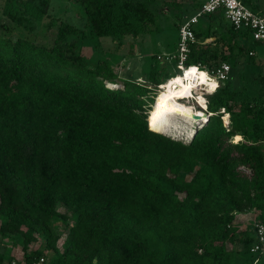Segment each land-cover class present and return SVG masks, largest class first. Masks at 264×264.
Returning a JSON list of instances; mask_svg holds the SVG:
<instances>
[{
	"label": "trees",
	"instance_id": "obj_1",
	"mask_svg": "<svg viewBox=\"0 0 264 264\" xmlns=\"http://www.w3.org/2000/svg\"><path fill=\"white\" fill-rule=\"evenodd\" d=\"M49 1L3 0L2 13L38 34L54 24L43 22ZM156 1L77 0L87 29L60 21L49 45L26 35L0 37V234L21 236L25 264L44 255L43 247L51 252L49 264H238L244 255H250L249 264L255 258L264 264V254L251 252L254 223L239 230L236 219L255 212L264 224L259 97L236 107L239 87L228 78L219 81L207 96L208 119L184 142L166 135L149 112L155 87L178 74L176 59L160 67L153 55L149 85L124 79L122 87H111L118 76L109 60L90 62L81 52L88 37L150 31L162 9ZM162 1L165 7L180 3ZM241 1L257 11L252 0ZM215 21L234 41L218 36L214 47L204 43ZM195 25L185 66H218L224 59L217 38L244 53L235 41L240 30L222 9ZM58 204L74 217L61 248L52 222L70 216ZM237 235L241 250L235 249ZM38 236L43 247L29 249Z\"/></svg>",
	"mask_w": 264,
	"mask_h": 264
},
{
	"label": "rangeland",
	"instance_id": "obj_2",
	"mask_svg": "<svg viewBox=\"0 0 264 264\" xmlns=\"http://www.w3.org/2000/svg\"><path fill=\"white\" fill-rule=\"evenodd\" d=\"M201 0H180L177 6L165 7L162 0H157L155 6L162 8L156 16L155 24L151 25L150 31L142 32L133 35H126L121 38H113L111 36H100V37H88V45L83 46L81 52L87 56V59L92 62L99 57H105L109 60L114 70L117 71L118 78L116 83H108L111 87H122L124 79H130L134 82L149 85L150 82L147 80V71L152 61V56L157 55V59L161 61L160 67L163 65V61H170L171 59H165V55H169L174 51L177 42V26L185 19L192 10L194 4ZM255 4V9L264 15V0H252ZM3 0H0V37H10L15 39L18 35H26L28 38L36 43H47L48 45L52 42L53 30L60 21L68 22L81 30L87 29V17L84 12L82 5L77 0H50L47 7V15L44 17L43 22H48L50 19L53 20L52 28L49 30H41L38 34L32 32H26L23 28L18 27L15 23L10 21L3 13ZM3 24L10 27L9 31L3 29ZM200 23L199 28L205 27ZM213 27V35L204 40V43H210L214 47L215 37L221 36L225 42L234 41L225 32H221L218 23L215 21ZM198 27V26H197ZM196 27V29H197ZM222 40L218 41V51L223 56V61H226L229 57L230 72L228 79L239 87L236 90L237 98L234 101V105L237 107L242 102L246 101L251 103L256 96L262 101L264 107V46L261 43L254 41L252 35L247 30H240L238 36L235 37L237 44L244 47V53L240 52L236 44L232 46L225 45ZM216 41V40H215ZM254 52L252 60H249V53ZM158 56H161L158 58ZM176 68H178L176 66ZM179 69V68H178ZM205 69V67H201ZM180 70V69H179ZM178 73H181L178 71ZM228 81V80H227ZM222 82H216L215 79H209L208 83L201 86V98L200 100L196 95L187 99H181L182 105L188 106L196 111H203L204 118L201 119V123L207 120V111L203 110L201 105L205 106L207 96L211 90L219 86ZM160 86V85H159ZM159 86L155 87L154 92L159 93ZM212 93V92H211ZM154 95V94H153ZM150 103V111L153 110V105L156 101ZM204 102V103H203ZM153 103V104H152ZM198 103V104H197ZM152 106V107H151ZM222 111V110H221ZM154 113V112H153ZM154 116V114H153ZM154 119V117H153ZM223 120L227 125L229 119L223 116ZM167 124L166 135H169L175 139L188 142L190 140L194 130L201 125L199 122L193 120L184 119L182 117H175L169 120ZM155 123V122H154ZM161 128L162 126L159 125ZM172 126V127H171ZM175 127V128H174ZM233 142V138H231ZM184 179H189L188 173H180ZM59 211L67 212L70 216L68 220L57 219L52 222L54 228L60 233V239L58 240V246L62 247V242L65 237L67 229L73 223L74 217L70 210L58 204ZM252 214L253 212H249ZM259 220V216L253 213L249 215V220H242L240 223L239 230L248 226L250 228L251 218ZM241 236L237 235V242L235 249L241 250L242 245L240 243ZM43 238L38 236V240L30 244L29 249H37L43 247ZM0 253H3L4 260L2 263L9 264L12 260L16 263L23 261L22 257V238L19 234H0ZM43 253L46 259L50 255V250L43 247ZM11 259V260H10ZM250 255H244L238 258V264H249Z\"/></svg>",
	"mask_w": 264,
	"mask_h": 264
},
{
	"label": "built area",
	"instance_id": "obj_3",
	"mask_svg": "<svg viewBox=\"0 0 264 264\" xmlns=\"http://www.w3.org/2000/svg\"><path fill=\"white\" fill-rule=\"evenodd\" d=\"M218 9L223 10V14L228 22L235 30H247L251 33L254 41L261 43L264 46V15L252 10L246 6L241 0H204L198 10L183 20L178 29V39L176 49L169 55H165V59H176V66L183 72L185 68L184 62L190 52V44L195 41L194 26L199 21L202 15L212 13ZM249 54L254 55V52ZM161 56H158L160 58ZM199 68V65H195ZM203 70V69H202ZM204 71L211 77L215 78L217 82L226 80L230 72V64L222 61L218 66L211 70L204 69ZM206 110V107L204 108ZM224 110L223 108L221 109ZM228 120V117H227ZM226 121V120H225ZM240 213L236 215V219L241 218ZM253 226L256 238L252 244L251 252L256 254H264V224L258 220H253ZM255 258L253 264L257 262ZM5 264V263H1ZM9 264H16L12 260ZM20 264H25L22 261ZM32 264H49L44 255L39 256Z\"/></svg>",
	"mask_w": 264,
	"mask_h": 264
},
{
	"label": "bare ground",
	"instance_id": "obj_4",
	"mask_svg": "<svg viewBox=\"0 0 264 264\" xmlns=\"http://www.w3.org/2000/svg\"><path fill=\"white\" fill-rule=\"evenodd\" d=\"M210 78L215 79L209 76L204 70L196 68L195 65H191V67L185 68L183 72L169 78L159 86V93L156 96L152 113L154 112V122L162 126L163 132L166 131L167 124L170 123L169 120L175 117H182L201 123V119L204 118L203 114L205 115V113L182 105L180 100L194 97L195 95L202 100L201 86L208 83ZM215 81L217 82L216 79ZM200 106L205 110L206 103L205 106L200 103Z\"/></svg>",
	"mask_w": 264,
	"mask_h": 264
},
{
	"label": "crops",
	"instance_id": "obj_5",
	"mask_svg": "<svg viewBox=\"0 0 264 264\" xmlns=\"http://www.w3.org/2000/svg\"><path fill=\"white\" fill-rule=\"evenodd\" d=\"M204 1V0H203ZM188 18V17H187ZM194 27H197V25H195ZM206 41H207V38L205 39ZM253 213H255V212H253ZM252 213V214H253ZM252 214H250L249 212H246V213H240L239 215H240V217L241 218H239L238 219V226L240 225V223H241V221L242 220H249L248 218H249V215H251L252 216ZM256 214V213H255ZM254 219V217L253 218H251V221ZM254 220H256V219H254ZM252 223V222H251ZM240 227V226H239ZM245 228H248V226H244V228H242L241 230H244Z\"/></svg>",
	"mask_w": 264,
	"mask_h": 264
},
{
	"label": "water",
	"instance_id": "obj_6",
	"mask_svg": "<svg viewBox=\"0 0 264 264\" xmlns=\"http://www.w3.org/2000/svg\"><path fill=\"white\" fill-rule=\"evenodd\" d=\"M209 115H210V114H207V119H208ZM194 117H196V116L194 115Z\"/></svg>",
	"mask_w": 264,
	"mask_h": 264
}]
</instances>
